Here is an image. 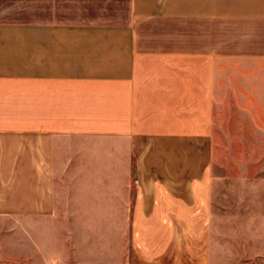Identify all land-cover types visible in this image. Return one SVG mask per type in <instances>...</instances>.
<instances>
[{
    "label": "crops",
    "instance_id": "0c3cea01",
    "mask_svg": "<svg viewBox=\"0 0 264 264\" xmlns=\"http://www.w3.org/2000/svg\"><path fill=\"white\" fill-rule=\"evenodd\" d=\"M260 148L264 0H0V264H212Z\"/></svg>",
    "mask_w": 264,
    "mask_h": 264
},
{
    "label": "rangeland",
    "instance_id": "374dc122",
    "mask_svg": "<svg viewBox=\"0 0 264 264\" xmlns=\"http://www.w3.org/2000/svg\"><path fill=\"white\" fill-rule=\"evenodd\" d=\"M259 159L254 160L252 165L254 167H264V148H260ZM234 164V163H233ZM235 165V164H234ZM258 181V180H257ZM259 182V181H258ZM229 189L224 191L213 192L214 196L217 194L219 197L227 196L229 199H263L264 192L257 190H237L236 183L229 184ZM236 228L237 231H241L240 234L243 238L238 240L231 239L226 240L228 242L227 254H219L213 251L211 260L212 264H264V224L258 223H235L227 224V231L230 233ZM257 231L259 229L258 237L256 239L247 238V231ZM238 246V248L236 247ZM243 248V252L240 248ZM241 252V253H240Z\"/></svg>",
    "mask_w": 264,
    "mask_h": 264
}]
</instances>
